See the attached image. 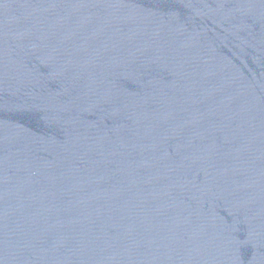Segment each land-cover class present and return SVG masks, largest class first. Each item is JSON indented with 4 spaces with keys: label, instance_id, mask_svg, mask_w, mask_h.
Returning a JSON list of instances; mask_svg holds the SVG:
<instances>
[{
    "label": "water",
    "instance_id": "1",
    "mask_svg": "<svg viewBox=\"0 0 264 264\" xmlns=\"http://www.w3.org/2000/svg\"><path fill=\"white\" fill-rule=\"evenodd\" d=\"M0 264H264V0H0Z\"/></svg>",
    "mask_w": 264,
    "mask_h": 264
}]
</instances>
